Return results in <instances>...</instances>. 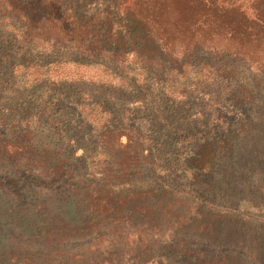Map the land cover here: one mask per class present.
<instances>
[{
	"label": "rangeland",
	"instance_id": "rangeland-1",
	"mask_svg": "<svg viewBox=\"0 0 264 264\" xmlns=\"http://www.w3.org/2000/svg\"><path fill=\"white\" fill-rule=\"evenodd\" d=\"M38 19L35 9L26 19L0 6V254L10 243L36 248L26 242L40 220L36 204L57 207L61 192L82 195L100 180L118 191L161 188L196 197L181 203L190 221L176 236L187 254L172 264H264V73L205 50L117 60L56 57L39 47ZM167 98L179 103L175 113L163 104ZM164 122L181 125V133L167 139L176 149L162 145L155 154ZM120 127L147 149L141 168L130 169L134 159L120 155L129 163L125 177L110 173L118 171L114 157L86 167L94 177L71 162L69 179L54 178L63 170L41 162L44 148L63 160L75 139L92 141V152L104 130Z\"/></svg>",
	"mask_w": 264,
	"mask_h": 264
},
{
	"label": "trees",
	"instance_id": "trees-1",
	"mask_svg": "<svg viewBox=\"0 0 264 264\" xmlns=\"http://www.w3.org/2000/svg\"><path fill=\"white\" fill-rule=\"evenodd\" d=\"M0 6H11L26 19L35 9L39 47L56 57L117 60L180 57L205 50L245 61L264 73V0H2ZM163 104L172 113L179 108V103L170 98ZM164 124L159 142L152 145L155 154L162 145L176 149L167 139L174 137L175 141L181 133V125ZM121 128L104 130L92 152V141L81 139L79 145L71 139L63 160L57 158L54 149H42L46 146L42 145L41 162L46 168L63 170L54 178L69 179L72 163L84 170L90 166L96 169L104 163L101 160L114 157L119 161L118 171L110 173L114 179L125 177L129 163L124 164L121 157L126 156L129 162L134 159L129 168L135 169L140 163L142 166L141 161L146 159L142 153L147 149ZM93 169L85 171L94 177ZM110 173L103 174L102 179L111 178ZM107 185L99 180L82 195L75 189L61 192L63 202L57 207L36 204L42 207L38 211L40 220L33 222L31 231L35 234L26 241L28 246L33 241L36 248L24 250L21 243V247L17 242L10 243L9 254L8 250L0 254V264H172L187 254L176 233L190 221H185L188 210L182 211L181 203L192 198L187 204H193L196 197L189 191L186 198H180L168 189L118 191Z\"/></svg>",
	"mask_w": 264,
	"mask_h": 264
}]
</instances>
